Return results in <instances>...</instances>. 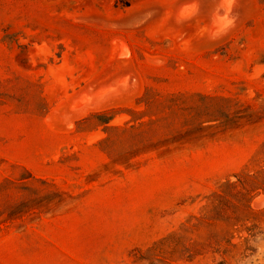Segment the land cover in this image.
Listing matches in <instances>:
<instances>
[{"label": "rangeland", "instance_id": "374dc122", "mask_svg": "<svg viewBox=\"0 0 264 264\" xmlns=\"http://www.w3.org/2000/svg\"><path fill=\"white\" fill-rule=\"evenodd\" d=\"M220 1L0 0V264H264V0Z\"/></svg>", "mask_w": 264, "mask_h": 264}, {"label": "bare ground", "instance_id": "6f19581e", "mask_svg": "<svg viewBox=\"0 0 264 264\" xmlns=\"http://www.w3.org/2000/svg\"><path fill=\"white\" fill-rule=\"evenodd\" d=\"M184 2V1H183ZM236 2H237V0H236ZM193 3V2H192ZM232 3H233V0H221L220 1V8H221V10H222V13L221 14H212V16H213V20H212V23H211V26H210V31H211V33H214V35L215 34H217L218 35V33H221L222 34V32H223V30H225L226 28H229V24H230V22H229V18H228V13H229V10H230V8L231 7H233L232 6ZM205 4V3H204ZM207 4V3H206ZM242 4V3H241ZM238 5V4H237ZM185 6V5H184ZM205 7V6H204ZM194 9V5H187V6H185V7H183L181 10H180V16L181 17H185V16H187V15H189L191 12H192V10ZM197 9V8H196ZM204 10H205V8H204ZM204 12V11H203ZM177 16V15H176ZM193 16V15H192ZM217 16H221L222 17V19H217L216 17ZM230 17H231V15H230ZM237 17V16H236ZM176 18H179V16H177ZM188 18H189V16H188ZM191 18V17H190ZM235 18V17H234ZM187 19V18H186ZM233 19V18H232ZM235 20V19H234ZM239 24H240V22H239ZM237 26V25H236ZM233 28V27H232ZM237 28V27H236ZM235 28V29H236ZM238 29V28H237ZM222 31V32H221ZM233 31V30H232ZM235 31V30H234ZM233 31V32H234ZM210 33V32H209ZM226 33V32H225ZM231 33V32H230ZM213 35V34H212ZM230 36V35H229ZM218 37V36H217ZM216 39H218V38H216ZM224 40V39H223ZM222 40V41H223ZM212 41V40H211ZM217 42V41H216ZM123 44V43H122ZM128 48V47H127ZM121 50H124V47L122 46V48H121ZM128 52V51H127ZM129 53V52H128ZM123 55V54H122ZM124 56V55H123ZM125 56H126V54H125ZM115 82V81H114ZM113 82V83H114ZM120 83V82H119ZM116 84V82L114 83V85ZM117 85H118V82H117ZM116 86V85H115ZM121 85H119V87H120ZM101 88V87H100ZM118 88V87H117ZM125 89V88H124ZM90 90H88V92H89ZM119 92H120V89H119ZM119 92L117 93V95L119 94ZM122 92V91H121ZM109 95V94H108ZM116 95V94H115ZM113 96V95H112ZM102 99V98H101ZM115 99V98H114ZM110 100V99H109ZM105 101V100H104ZM102 102V101H101ZM100 103V102H99ZM88 105V104H87ZM89 105L91 106V104L89 103ZM98 105V104H97ZM81 107H83V106H81ZM70 108H71V106H70ZM82 109V108H81ZM94 109V108H93ZM98 109V108H97ZM96 109V110H97ZM72 110V109H71ZM84 110H85V108H84ZM91 110V109H90ZM81 111V110H80ZM89 111V110H88ZM93 111H95V110H93ZM86 112H87V110H86ZM89 112H91V111H89ZM84 113V112H83ZM75 114V113H74ZM84 115V114H83ZM77 116V115H76ZM257 203V202H256Z\"/></svg>", "mask_w": 264, "mask_h": 264}, {"label": "water", "instance_id": "95a60500", "mask_svg": "<svg viewBox=\"0 0 264 264\" xmlns=\"http://www.w3.org/2000/svg\"><path fill=\"white\" fill-rule=\"evenodd\" d=\"M218 20H219V18H218Z\"/></svg>", "mask_w": 264, "mask_h": 264}]
</instances>
